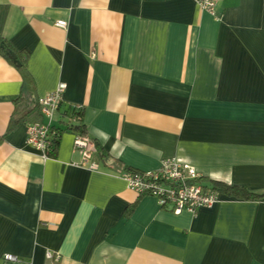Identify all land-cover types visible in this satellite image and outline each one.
I'll use <instances>...</instances> for the list:
<instances>
[{
  "label": "crops",
  "instance_id": "0c3cea01",
  "mask_svg": "<svg viewBox=\"0 0 264 264\" xmlns=\"http://www.w3.org/2000/svg\"><path fill=\"white\" fill-rule=\"evenodd\" d=\"M0 39L31 77L0 53V264H264V197L174 214L121 179L173 159L264 193V0H0ZM59 84L52 127L82 106L86 164L75 133L26 144Z\"/></svg>",
  "mask_w": 264,
  "mask_h": 264
},
{
  "label": "built area",
  "instance_id": "2783aa9c",
  "mask_svg": "<svg viewBox=\"0 0 264 264\" xmlns=\"http://www.w3.org/2000/svg\"><path fill=\"white\" fill-rule=\"evenodd\" d=\"M200 9L214 15L219 0H193ZM55 26L65 29L66 21H57ZM65 84H59L53 91L39 100V112L43 122L29 123L26 125V144L40 151L45 157L50 146L54 130L52 123L55 120L60 105L63 103ZM76 110H82V106H72ZM75 120L74 118H71ZM73 145L80 150L83 163L90 158L91 151L95 149L94 143L86 136L75 135ZM47 158V157H46ZM202 176L192 167L173 159L161 161L155 171L131 173L123 171L121 179L127 188L137 195L150 196L156 199L161 208H168L174 214L188 211L195 214L201 208H210L219 201L220 193L206 187ZM5 261L17 263L18 259L13 255H4ZM47 259L52 255L47 253Z\"/></svg>",
  "mask_w": 264,
  "mask_h": 264
},
{
  "label": "trees",
  "instance_id": "16d2710c",
  "mask_svg": "<svg viewBox=\"0 0 264 264\" xmlns=\"http://www.w3.org/2000/svg\"><path fill=\"white\" fill-rule=\"evenodd\" d=\"M0 53L10 64L14 66H15V62L13 61L12 57L13 56L15 57L16 61L20 65L18 67V71L22 75L23 85L29 87L31 84V77L26 68V60L28 55L26 53H19V54L14 53L3 39H0ZM38 113H39V117L42 118L39 111ZM66 114H67V120L64 122L65 127H62L61 129L52 127V129L54 130V134L50 140L51 144L48 147V151L46 153V157L49 159L54 155V153L58 148L61 134L75 133L78 135L88 137V134L86 133L85 125L82 122V114H83L82 110H76L73 107H69V110ZM74 116H75V120H72L71 118L72 117L74 118ZM91 141L94 143V146L96 148L97 144L95 143V141L93 140ZM125 171L131 173H139L138 171L131 170L129 168H126ZM210 188L224 195L232 196L236 198L239 197L245 200H257L264 197V193H253L248 191L244 187L226 185L224 183H219V182L211 183ZM138 196L143 197V195H138Z\"/></svg>",
  "mask_w": 264,
  "mask_h": 264
},
{
  "label": "water",
  "instance_id": "95a60500",
  "mask_svg": "<svg viewBox=\"0 0 264 264\" xmlns=\"http://www.w3.org/2000/svg\"><path fill=\"white\" fill-rule=\"evenodd\" d=\"M12 59H13V61L15 62L16 67L18 68L20 65H19L18 62L16 61L15 57L13 56Z\"/></svg>",
  "mask_w": 264,
  "mask_h": 264
}]
</instances>
